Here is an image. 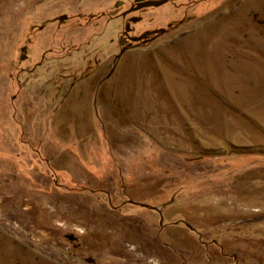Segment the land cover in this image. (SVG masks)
I'll use <instances>...</instances> for the list:
<instances>
[{
  "label": "rangeland",
  "instance_id": "rangeland-1",
  "mask_svg": "<svg viewBox=\"0 0 264 264\" xmlns=\"http://www.w3.org/2000/svg\"><path fill=\"white\" fill-rule=\"evenodd\" d=\"M133 1L0 0V264H264V0Z\"/></svg>",
  "mask_w": 264,
  "mask_h": 264
},
{
  "label": "flooded vegetation",
  "instance_id": "flooded-vegetation-1",
  "mask_svg": "<svg viewBox=\"0 0 264 264\" xmlns=\"http://www.w3.org/2000/svg\"><path fill=\"white\" fill-rule=\"evenodd\" d=\"M150 0H136V1H133L131 3V5L126 8V10H128V12H126L124 14L125 17L129 18L130 21H137L139 19H141L139 16L137 15H133L134 12H137L139 10H142L146 7H149V5H147V3H149ZM137 6H141L140 8L138 9H133L132 11H129V9L131 8H136ZM129 21V23L126 25V27L124 28L123 30V33L120 34V41H122L121 43V48H123L124 46H127V48H129L130 46L133 45V43L135 42H139V41H144V40H149L150 38H152L153 36H155L156 34L158 33H155V32H152V33H149L146 38H141V39H133V37L135 36H139V35H132L131 34V22Z\"/></svg>",
  "mask_w": 264,
  "mask_h": 264
},
{
  "label": "water",
  "instance_id": "water-1",
  "mask_svg": "<svg viewBox=\"0 0 264 264\" xmlns=\"http://www.w3.org/2000/svg\"><path fill=\"white\" fill-rule=\"evenodd\" d=\"M166 1H168V0H150L149 1V3H147V5H161V4H163L164 2H166ZM141 6H137L136 8H131L129 11H132L133 9H138V8H140ZM60 19H63V18H65V16L64 15H62V16H60L59 17ZM165 29L164 28H162L161 29V31H164ZM151 32H154V31H147L145 34H143V35H139V36H135V37H133V39H141V38H143V37H145V36H147L149 33H151ZM122 42V41H121ZM127 49V46H124L122 49H121V52H120V54L118 55V57L119 56H121L124 52H125V50Z\"/></svg>",
  "mask_w": 264,
  "mask_h": 264
},
{
  "label": "bare ground",
  "instance_id": "bare-ground-1",
  "mask_svg": "<svg viewBox=\"0 0 264 264\" xmlns=\"http://www.w3.org/2000/svg\"><path fill=\"white\" fill-rule=\"evenodd\" d=\"M11 261V260H10Z\"/></svg>",
  "mask_w": 264,
  "mask_h": 264
}]
</instances>
